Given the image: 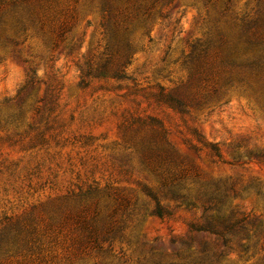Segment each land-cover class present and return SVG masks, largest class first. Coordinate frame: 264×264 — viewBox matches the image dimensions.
Here are the masks:
<instances>
[{"label": "rangeland", "instance_id": "rangeland-1", "mask_svg": "<svg viewBox=\"0 0 264 264\" xmlns=\"http://www.w3.org/2000/svg\"><path fill=\"white\" fill-rule=\"evenodd\" d=\"M4 1L0 264H264V92L213 95L184 63L257 0H141L121 79L95 77L116 59L98 0H50L43 24L17 0L23 28Z\"/></svg>", "mask_w": 264, "mask_h": 264}, {"label": "trees", "instance_id": "trees-1", "mask_svg": "<svg viewBox=\"0 0 264 264\" xmlns=\"http://www.w3.org/2000/svg\"><path fill=\"white\" fill-rule=\"evenodd\" d=\"M23 1V0H22ZM20 5V1L12 0L10 3L4 1L9 6L6 13L13 16L14 24L24 25L20 15L14 14V9ZM38 8L29 10L30 17L37 19L39 23L52 21L51 3H43L38 0ZM229 0H225L220 11L223 15L228 9ZM101 13L100 26L106 35L105 53H113L116 59L111 61L106 57L98 65L95 77H106L110 75L116 79L124 78L123 69L128 63L130 55V43L128 35L133 33L131 27H141L149 18L148 9L141 0H98ZM12 13V14H9ZM2 23L4 21H1ZM15 24V26H16ZM5 29H0V34H4ZM209 59V60H208ZM184 63L189 65L194 71H198L203 65L205 78L212 83V93L216 95L221 87H231L236 83L251 87L255 85L257 89L264 92V1L257 0L255 5L242 15H235L231 20H225L221 25L215 27L214 31L205 39L197 40L190 46ZM86 74H90V70ZM161 100L174 109L181 111L184 102L170 93H161ZM209 144V143H204ZM213 152L220 156L218 148L209 144ZM155 212L162 215V208L157 206ZM9 232L0 236V253L7 247L6 242ZM2 237H5L2 239ZM16 245V241H11ZM25 246L27 242L21 241Z\"/></svg>", "mask_w": 264, "mask_h": 264}]
</instances>
